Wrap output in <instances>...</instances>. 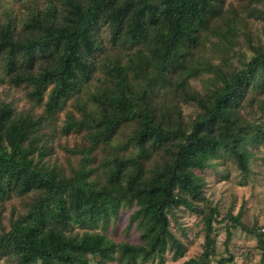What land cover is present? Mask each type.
Instances as JSON below:
<instances>
[{"label": "trees", "instance_id": "trees-1", "mask_svg": "<svg viewBox=\"0 0 264 264\" xmlns=\"http://www.w3.org/2000/svg\"><path fill=\"white\" fill-rule=\"evenodd\" d=\"M221 1L46 0L42 5L38 0H17L20 17L14 7L0 8L3 75L14 86L26 88L36 104L44 105L36 117L0 102V202L13 194L41 191L28 212L0 232L4 264H119V259L151 257H159L162 264L169 250L176 256L184 254L185 244L171 231L170 211L182 205L206 212L197 205L204 198L200 197L202 179L190 170L204 166V155L223 149L247 174L250 152L244 148L246 141L264 144L262 130L254 132L253 123L242 114L246 101L254 105L264 95L263 47L252 46L249 60L218 74L222 83L209 100L196 94L203 112L189 129L179 125L169 106L168 115H158L154 103L159 86L179 71L183 75L177 88L191 97L189 76L198 68L189 63L188 53L198 47L215 15L223 12ZM103 27L110 30L111 47L122 48L120 52L112 55ZM97 74L101 85L92 95L96 109L82 106L83 117L71 115L64 124L67 132L88 130L89 144L81 149V166L71 176L45 169L39 165L46 152L45 143L38 145L45 135L42 131ZM130 122L137 124L134 134L115 145L119 129ZM129 143L137 150L127 154ZM155 148H164L166 161L148 168ZM100 149L105 155L96 168L91 167L93 153ZM36 151L40 155L37 162ZM128 205L136 207L129 219L140 231L137 244L115 242L98 230L119 218ZM207 210L206 251L181 264H208L219 211L215 207ZM242 214L229 215L226 249L231 230L241 227L257 235L264 253L263 234L245 225ZM233 259L230 254L218 264Z\"/></svg>", "mask_w": 264, "mask_h": 264}, {"label": "rangeland", "instance_id": "rangeland-1", "mask_svg": "<svg viewBox=\"0 0 264 264\" xmlns=\"http://www.w3.org/2000/svg\"><path fill=\"white\" fill-rule=\"evenodd\" d=\"M38 1L44 5L46 0ZM221 3L224 5L223 12L215 15L209 28L202 33L198 47L188 53L189 63L198 68L189 76L187 86L191 97L177 88L178 81L183 75L179 71L172 74L169 83L159 86L160 90L154 98V103L160 112L158 115H168L167 106L171 107L169 112H175L174 119L178 120L183 129H189L193 119L203 112L196 99L199 96L196 94L200 93L203 99L209 100L217 86L222 83L218 74L229 72L242 65L245 60H249L253 56L252 46L264 48V0H222ZM20 5L21 3H17V0H0V8L14 7L19 17ZM2 9H0L1 13ZM101 31L105 44L112 49V55L116 53V50L120 52L122 48H112L108 42L111 36L110 30L103 27ZM3 74L0 65V102L10 103L19 112L30 111L36 117L41 115L44 105L36 104L28 97L26 88L14 86ZM99 77L100 75L97 74L90 83L83 85L79 91L75 92L56 113L53 122L42 131L45 135L38 145L45 143L46 152L41 158L40 166L50 171L64 173L66 176H71L73 170L81 166L83 159L81 149L89 144L88 130L86 127L73 128L67 132L64 124L71 115L81 119L82 106H87L89 111L96 109L97 104L92 101V95L101 85ZM249 94V98L252 97L251 93ZM257 100L254 105L250 100L246 101L242 114L253 123L254 132L260 128L261 134L264 135V102H262L264 95L259 96ZM136 126V122L123 125L119 129L115 145L129 141V136L134 134ZM129 144L125 152L127 154L136 149L132 143ZM244 148L250 152V172L247 174L239 168L235 157L223 149L215 155H204L202 160L204 166L190 170L192 174L202 179L203 193L200 197L203 195L204 198L198 200L197 205L206 208V212L192 211L182 205L172 208L169 214L171 231L185 244V251L182 256H176L175 251L169 250L164 255L165 260L162 264H181L190 258L202 256L207 247L204 216L209 213L207 209L212 207L218 209L219 215L213 223V244L211 255L206 260L208 264H218L220 258L228 257L230 254L234 259L229 264H264L262 263L264 253L257 235L241 227L231 230L229 251L226 249L230 214L236 215L242 211L244 224L251 228L255 227L258 232H260L259 228L264 226V144L261 140L249 139ZM93 155L90 166L96 168L105 153L100 149ZM39 156V152L36 151L34 153L36 162L40 159ZM165 161L164 148H155L147 160V167L152 168ZM97 173L99 172H96L98 177ZM40 195L41 191H30L23 195L13 194L9 199L1 201L0 232L4 228L9 229L13 220L28 212L35 198ZM135 209V205L124 206L119 218H112L106 228L100 226L98 230L106 232L115 242L134 244L141 242L140 231L136 225H130L129 217ZM118 262L119 264H161L159 257L125 262L119 259ZM0 263L4 264V259H0Z\"/></svg>", "mask_w": 264, "mask_h": 264}, {"label": "built area", "instance_id": "built-area-1", "mask_svg": "<svg viewBox=\"0 0 264 264\" xmlns=\"http://www.w3.org/2000/svg\"><path fill=\"white\" fill-rule=\"evenodd\" d=\"M260 232L263 234L264 236V226L261 228Z\"/></svg>", "mask_w": 264, "mask_h": 264}]
</instances>
